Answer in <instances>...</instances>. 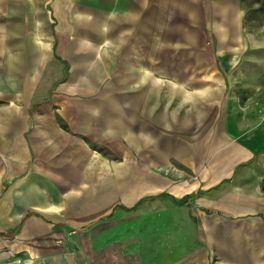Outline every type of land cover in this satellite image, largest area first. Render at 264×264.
Listing matches in <instances>:
<instances>
[{
    "label": "crops",
    "instance_id": "obj_1",
    "mask_svg": "<svg viewBox=\"0 0 264 264\" xmlns=\"http://www.w3.org/2000/svg\"><path fill=\"white\" fill-rule=\"evenodd\" d=\"M263 185L264 0H0V264H264Z\"/></svg>",
    "mask_w": 264,
    "mask_h": 264
},
{
    "label": "rangeland",
    "instance_id": "obj_2",
    "mask_svg": "<svg viewBox=\"0 0 264 264\" xmlns=\"http://www.w3.org/2000/svg\"><path fill=\"white\" fill-rule=\"evenodd\" d=\"M149 69H156L155 67H157V71H159V73H164L163 75L166 76H174V73H178L183 75V79H180L181 82L184 83L185 86H187V84H189L188 82H190V84L192 85L191 87L194 86V84L196 83V87L203 83L202 79L200 78H190L189 80L184 78L187 76V72H191V71H195L196 75L198 72L200 71H207V63H195V64H188V63H170V62H165V63H157V64H148ZM169 66V67H168ZM169 68V69H168ZM165 80H169V79H165Z\"/></svg>",
    "mask_w": 264,
    "mask_h": 264
},
{
    "label": "bare ground",
    "instance_id": "obj_3",
    "mask_svg": "<svg viewBox=\"0 0 264 264\" xmlns=\"http://www.w3.org/2000/svg\"><path fill=\"white\" fill-rule=\"evenodd\" d=\"M169 67V66H168ZM169 69V68H168ZM153 100V99H152ZM120 108V107H119ZM121 109V108H120ZM119 110V109H118ZM122 110V109H121ZM120 113V112H119ZM123 114V113H122ZM115 116H116V114H115ZM122 116V115H121ZM118 118H119V116H118ZM120 119V118H119ZM118 119V120H119ZM106 120V119H105ZM128 120V119H127ZM115 121V120H114ZM107 122V121H106ZM121 122V121H120ZM113 123V122H112ZM119 124H121V123H119ZM117 125H115V127H116ZM124 127V126H123ZM122 127V128H123ZM107 128V127H106ZM117 128V127H116ZM108 129V128H107ZM111 129V128H110ZM123 129H126V127L125 128H123ZM130 130H131V128H130ZM129 130V131H130ZM115 131V130H114ZM116 132V131H115ZM127 132V131H126ZM130 133V132H129ZM112 134V133H111ZM117 136V135H116ZM132 137V136H131ZM140 153V152H139ZM134 161H136V159H134ZM132 163V162H131ZM137 164V163H136ZM136 166V165H135ZM117 169V168H116ZM120 169V168H119ZM157 189V188H156ZM34 221V220H33ZM33 221H32V223H33ZM28 224H30V221H29V223ZM42 224V223H41ZM31 226V225H30ZM31 228V227H30ZM30 232H31V230H29Z\"/></svg>",
    "mask_w": 264,
    "mask_h": 264
},
{
    "label": "water",
    "instance_id": "obj_4",
    "mask_svg": "<svg viewBox=\"0 0 264 264\" xmlns=\"http://www.w3.org/2000/svg\"><path fill=\"white\" fill-rule=\"evenodd\" d=\"M263 189H264V185H263Z\"/></svg>",
    "mask_w": 264,
    "mask_h": 264
}]
</instances>
